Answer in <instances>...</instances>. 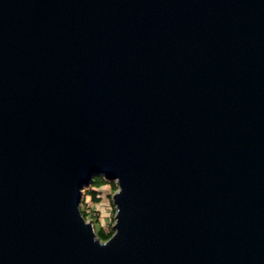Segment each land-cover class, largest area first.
Here are the masks:
<instances>
[{
    "label": "water",
    "instance_id": "water-1",
    "mask_svg": "<svg viewBox=\"0 0 264 264\" xmlns=\"http://www.w3.org/2000/svg\"><path fill=\"white\" fill-rule=\"evenodd\" d=\"M0 264H264V0H0Z\"/></svg>",
    "mask_w": 264,
    "mask_h": 264
},
{
    "label": "rangeland",
    "instance_id": "rangeland-1",
    "mask_svg": "<svg viewBox=\"0 0 264 264\" xmlns=\"http://www.w3.org/2000/svg\"><path fill=\"white\" fill-rule=\"evenodd\" d=\"M96 190L101 196V201L98 204L93 205L89 196L83 197L85 201L84 210L87 212V215H89L86 221L91 223L94 232L99 227L104 228L110 225L112 226L114 222V206L111 202V194L115 192V190L112 188L110 183L103 184L97 187ZM90 214H95L96 217H92Z\"/></svg>",
    "mask_w": 264,
    "mask_h": 264
},
{
    "label": "trees",
    "instance_id": "trees-1",
    "mask_svg": "<svg viewBox=\"0 0 264 264\" xmlns=\"http://www.w3.org/2000/svg\"><path fill=\"white\" fill-rule=\"evenodd\" d=\"M109 183L111 184L112 188L116 191L117 187H116L115 182L106 179L103 175L93 176L90 182L88 183V185L82 188L81 190L82 199L79 204V211L81 215L85 218V220H87L89 215H87V212L84 210L85 201L83 197L89 196L91 203L93 205L98 204L101 201L100 200L101 196H100V193L96 190V188L103 184H109ZM81 205H82V209H81ZM90 216L96 217L95 214H90ZM112 234H113V231H112L111 225L108 227H104V228L99 227L95 230V235L98 237L100 241L108 240Z\"/></svg>",
    "mask_w": 264,
    "mask_h": 264
}]
</instances>
